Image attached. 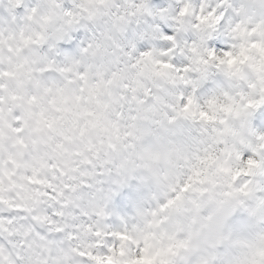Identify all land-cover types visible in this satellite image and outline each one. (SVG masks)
<instances>
[{"label": "clouds", "instance_id": "obj_1", "mask_svg": "<svg viewBox=\"0 0 264 264\" xmlns=\"http://www.w3.org/2000/svg\"><path fill=\"white\" fill-rule=\"evenodd\" d=\"M0 264H264V0H0Z\"/></svg>", "mask_w": 264, "mask_h": 264}]
</instances>
